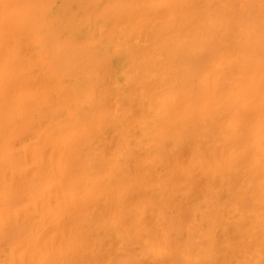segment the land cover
<instances>
[{
	"label": "bare ground",
	"instance_id": "bare-ground-1",
	"mask_svg": "<svg viewBox=\"0 0 264 264\" xmlns=\"http://www.w3.org/2000/svg\"><path fill=\"white\" fill-rule=\"evenodd\" d=\"M0 264H264V0H0Z\"/></svg>",
	"mask_w": 264,
	"mask_h": 264
}]
</instances>
